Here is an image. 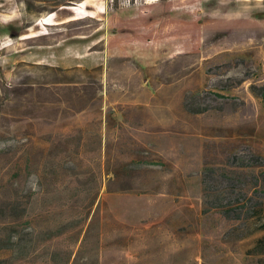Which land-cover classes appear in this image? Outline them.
<instances>
[{
	"label": "rangeland",
	"instance_id": "rangeland-1",
	"mask_svg": "<svg viewBox=\"0 0 264 264\" xmlns=\"http://www.w3.org/2000/svg\"><path fill=\"white\" fill-rule=\"evenodd\" d=\"M82 37L103 65L35 63ZM235 157L255 194L264 0H0V210L35 231L19 264H260L264 233L206 193Z\"/></svg>",
	"mask_w": 264,
	"mask_h": 264
},
{
	"label": "trees",
	"instance_id": "trees-1",
	"mask_svg": "<svg viewBox=\"0 0 264 264\" xmlns=\"http://www.w3.org/2000/svg\"><path fill=\"white\" fill-rule=\"evenodd\" d=\"M100 71V68L95 69V72ZM233 160L235 162L227 170L229 177L225 175L226 182L221 176H211L209 181L213 183V187L206 190V193L211 195L214 200L212 205L220 209L225 219L247 223L253 228L250 235L264 233V198L259 193L260 190H264V175L260 178L255 174L257 169L264 168V159L252 157V163L248 166L253 174L251 177L254 181L253 189L256 190L252 195L248 193V189H250L248 185L240 182L239 170L244 169L243 166L238 164L236 157ZM245 212L246 214H244ZM0 217L7 219L5 223L9 226L5 234L7 237L0 240V264H19L26 261L35 238V231L30 229L31 225L27 218V207L20 203H17L16 206L6 207L0 210ZM25 224H29V226L24 227ZM52 239L49 238V241ZM249 255L259 257L258 262L264 264V234L258 236L253 248L249 250Z\"/></svg>",
	"mask_w": 264,
	"mask_h": 264
},
{
	"label": "crops",
	"instance_id": "crops-1",
	"mask_svg": "<svg viewBox=\"0 0 264 264\" xmlns=\"http://www.w3.org/2000/svg\"><path fill=\"white\" fill-rule=\"evenodd\" d=\"M74 40H69L70 47L65 46V44H59L54 47V50L62 49L63 52L60 55L53 54V51L47 52L44 48H39L35 51V63L36 64H43V63H56V65L66 66V67H98L103 65L104 57L102 53H90L89 49L96 43L87 42V38H76ZM78 47V48H77ZM72 48L77 50H72ZM79 49V50H78ZM77 53V54H76ZM50 54V55H49ZM49 55V56H48ZM51 59V60H48ZM47 60V61H46ZM49 61V62H48ZM85 61V63H82ZM88 61V62H87Z\"/></svg>",
	"mask_w": 264,
	"mask_h": 264
}]
</instances>
